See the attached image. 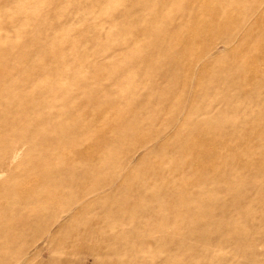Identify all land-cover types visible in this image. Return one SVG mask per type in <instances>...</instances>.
Here are the masks:
<instances>
[{"label":"rangeland","instance_id":"obj_1","mask_svg":"<svg viewBox=\"0 0 264 264\" xmlns=\"http://www.w3.org/2000/svg\"><path fill=\"white\" fill-rule=\"evenodd\" d=\"M0 264H264V0H0Z\"/></svg>","mask_w":264,"mask_h":264},{"label":"bare ground","instance_id":"obj_2","mask_svg":"<svg viewBox=\"0 0 264 264\" xmlns=\"http://www.w3.org/2000/svg\"><path fill=\"white\" fill-rule=\"evenodd\" d=\"M230 9V8H229ZM212 15V14H211Z\"/></svg>","mask_w":264,"mask_h":264}]
</instances>
